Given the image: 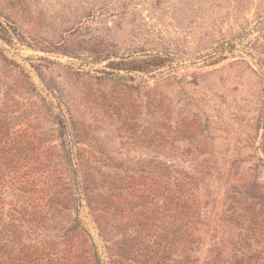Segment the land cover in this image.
Here are the masks:
<instances>
[{"label": "rangeland", "instance_id": "rangeland-1", "mask_svg": "<svg viewBox=\"0 0 264 264\" xmlns=\"http://www.w3.org/2000/svg\"><path fill=\"white\" fill-rule=\"evenodd\" d=\"M5 128L23 144L5 210L23 172L106 212L81 196L19 234L5 217L0 264L35 247L41 264H182L181 190L201 222L188 264L215 246L264 264V0H0L1 160Z\"/></svg>", "mask_w": 264, "mask_h": 264}, {"label": "trees", "instance_id": "trees-1", "mask_svg": "<svg viewBox=\"0 0 264 264\" xmlns=\"http://www.w3.org/2000/svg\"><path fill=\"white\" fill-rule=\"evenodd\" d=\"M153 60L155 66H158L161 63V61L157 57H154L150 59V62H148V64H152ZM1 133L5 135V138L2 141L3 145L1 149L3 153L6 151L8 156L4 158V160L0 159V184L6 182L12 183L15 182V179L18 178L17 170L20 168L21 160H16L10 157L13 155L15 149H22V134L20 132H17V130L13 131L7 128H5ZM65 134L66 136L68 135V139L71 138L70 133H68L66 129ZM45 176H48L49 179L52 177V179L49 181L50 184L52 183L51 185L48 184L46 188H31L26 190L25 184H29V177L25 176L22 172L19 178L22 177L24 179L19 180L20 182H18L19 184H17V187L15 189L9 190V193L12 196V200L8 202L9 208L7 210L4 209L5 205H7V202L4 201L2 197L0 198V221H4L5 217L8 218L7 224H9V231L11 233H21V226H23L24 223V225H26V227H29L30 229L34 227V230L36 231L37 229H39L40 226L43 227L46 224L47 217L45 212L49 213L50 215H58L63 211L71 209L74 205V207H76V204L80 202L78 199H80L81 196L86 200L88 207L92 211L96 221L101 216L103 217L105 215L104 213L106 211L104 210V207L106 206V204L104 205L103 202H101L96 205H93V202L91 200L93 199L91 196L92 193L87 188H83V191L78 192L77 194H75V192H69L65 196H60L57 185L55 186L56 182L54 176H51L49 174H46ZM33 179H31V181ZM167 179L168 177L164 179V188L166 191L171 192L172 190H170L168 186L170 182ZM39 182L40 181L38 179V183ZM6 187L13 188V185H6ZM174 195L175 197L173 198L171 196H166V206L168 207L167 209L170 208L169 204H167L169 203L167 202L169 198L170 201L175 200L173 204L177 207V210L173 211L174 214H176L178 223L177 241L182 257L181 262L182 264H188L186 260L187 258H189L190 252L195 249L197 250L200 243L199 236L197 235V225L201 223L200 213L197 206H195L194 204L187 203L186 199L188 198V196L185 195L182 190L180 192H177V194L173 193V196ZM97 223L100 228V231H102L103 226H101V223L99 221ZM68 247L71 248L73 247V245L69 244ZM68 251H70V249H68ZM212 251L213 252L210 258L207 260L206 264H226V262H229V260L223 255V250L220 247L215 246ZM48 255L49 251L47 249L43 248V250H39L38 247H35L33 248L32 252L25 253L23 255V264H29L32 262L33 264H41L40 261H42L44 257ZM51 255L53 256L54 254L52 253ZM53 257H55L58 261L59 258H57V255ZM233 258L235 263L239 262V259L236 255H234ZM196 260L197 258H194L193 261L196 262Z\"/></svg>", "mask_w": 264, "mask_h": 264}]
</instances>
